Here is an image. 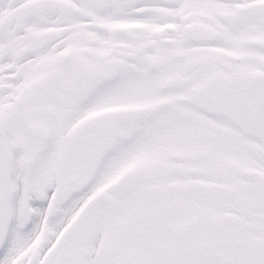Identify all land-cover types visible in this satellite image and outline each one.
Wrapping results in <instances>:
<instances>
[{
	"label": "snow or ice",
	"instance_id": "6c2138e0",
	"mask_svg": "<svg viewBox=\"0 0 264 264\" xmlns=\"http://www.w3.org/2000/svg\"><path fill=\"white\" fill-rule=\"evenodd\" d=\"M0 264H264V0H0Z\"/></svg>",
	"mask_w": 264,
	"mask_h": 264
}]
</instances>
